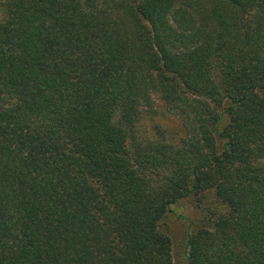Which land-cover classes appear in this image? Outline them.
<instances>
[{"label":"trees","instance_id":"trees-1","mask_svg":"<svg viewBox=\"0 0 264 264\" xmlns=\"http://www.w3.org/2000/svg\"><path fill=\"white\" fill-rule=\"evenodd\" d=\"M0 4V264H264V0Z\"/></svg>","mask_w":264,"mask_h":264},{"label":"rangeland","instance_id":"rangeland-1","mask_svg":"<svg viewBox=\"0 0 264 264\" xmlns=\"http://www.w3.org/2000/svg\"><path fill=\"white\" fill-rule=\"evenodd\" d=\"M3 16L0 4V19ZM157 114L154 116L145 115L142 117L138 131L145 136H150L155 127L166 130V133L177 129L178 123L175 118L162 113L161 102H156ZM202 215L194 206L190 198L179 200L169 207L165 217L160 223V229L165 231L170 238L172 264H185V242L187 235L200 224Z\"/></svg>","mask_w":264,"mask_h":264}]
</instances>
